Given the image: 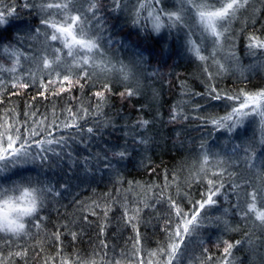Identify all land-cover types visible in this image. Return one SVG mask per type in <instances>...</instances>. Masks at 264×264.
Instances as JSON below:
<instances>
[{
  "label": "trees",
  "instance_id": "trees-1",
  "mask_svg": "<svg viewBox=\"0 0 264 264\" xmlns=\"http://www.w3.org/2000/svg\"><path fill=\"white\" fill-rule=\"evenodd\" d=\"M24 2L0 0V8L12 3L19 14V19L11 18L12 26L7 31H0V43L11 45L30 57L26 60L21 56L18 68V72L24 73L27 79L26 70L35 67L32 61L43 52L44 37L35 31L43 27L38 7L41 0H29L34 5L29 8L23 6ZM140 2L143 0H122L117 8L113 0H99L102 7L98 15L102 20L97 30L103 38V55L98 56V60L108 67L115 65V69L111 72L95 70V76L80 82L83 87L76 85L58 95L41 96L38 93L43 89L37 78L29 88L13 95L17 89L11 86L12 74L0 72V80L4 81L0 84V114L14 107L21 121L25 120L24 113L32 110L37 111L38 117L43 114L49 119L53 111L57 116L66 117L68 107L74 112L81 106L95 110V93L103 90L105 83L110 89L105 93L107 102L99 113L93 112L78 121L83 131L73 128L61 133L49 126L53 136L63 134L66 138V144L52 146L60 153L59 157L49 152L47 161L37 160L0 176V184L8 183L10 186L14 181L34 178L60 193L47 197L42 210L44 231L33 228L32 231L39 232V236L22 241L31 246L29 264H44V256L55 254L57 243L51 238V233L65 224L78 233L77 239L73 240L64 229L61 241L65 256L75 258L79 254L102 260L100 244L105 242L109 259L121 258L122 252L129 254L131 259L135 232L124 220L122 204L128 203L131 207L141 198L152 204L143 209L138 225L143 245L148 250L156 249L167 240L164 231L169 213L167 197L177 199L183 207L190 209V201L201 199V194L207 189L206 181L196 177L203 152L211 154L210 163L217 170L226 169L224 187L217 197L219 204L208 210L211 221L199 230L198 237L186 241L188 248L181 264H201L204 246L214 258L218 257L224 239L244 241L233 249L235 264H264V229L258 226L259 222L254 225L251 220H242L234 207L238 201L244 205L249 185L264 186V124L259 117L252 116L231 133L217 130L211 119L230 111L232 102L214 100L210 93L211 88H216L221 94L241 89H264V52L257 50L252 55L247 47L249 34L264 37V0H251L248 8L242 10L231 25L229 35L232 38L225 42L223 51L217 53V59L228 69L226 72L211 59L206 62L208 70L205 71V63L188 50L187 29L164 28L157 34L146 19V9L140 10L139 23H134ZM87 6V0H76V7L86 9ZM164 6L168 10H176L180 3L179 0H164ZM188 23L195 27L191 17ZM193 39H198V36H193ZM205 48L207 50L203 54L208 55L211 48L207 44ZM8 55L0 48V64L5 67L11 66ZM122 66L130 70L128 81H124L117 71ZM72 71L78 74L80 69L73 68ZM56 87L58 90L59 85ZM126 88L136 89L137 94L122 96ZM140 120L149 123L141 127L138 124ZM88 127L99 130L91 135L86 131ZM21 132H24L23 126ZM44 138L42 134L35 139ZM140 140L146 143H140ZM125 148L128 155L123 160L112 155L113 151ZM245 148L249 149L248 152L244 151ZM253 150L255 158L248 160ZM33 151L38 149L34 147ZM97 154L100 158H95ZM105 155L112 162L111 168L105 167L107 161L102 158ZM216 161L222 163L217 166ZM234 183L241 187L234 189ZM161 192L164 198L152 203ZM94 202L101 207L95 208L96 215H91L86 208ZM106 204L111 205L107 218L102 210ZM217 216L237 230H226L224 223L216 221ZM37 238L43 243V252L36 247ZM200 240L204 243L201 244ZM34 252H40V255L35 256ZM18 264H23V261Z\"/></svg>",
  "mask_w": 264,
  "mask_h": 264
},
{
  "label": "snow or ice",
  "instance_id": "snow-or-ice-1",
  "mask_svg": "<svg viewBox=\"0 0 264 264\" xmlns=\"http://www.w3.org/2000/svg\"><path fill=\"white\" fill-rule=\"evenodd\" d=\"M113 3L119 8L122 0H113ZM179 3L178 9L168 10L164 6V0H143L136 10L134 23H139L140 10L146 9V19L151 22L152 31L157 34L164 28L170 30L187 29L188 50L197 60L205 63V71L208 70L206 62L209 59L221 70L228 71L217 59V53L223 51L225 42L232 38L229 35L231 25L239 18L242 10L248 8L251 0H179ZM87 4V8L82 9L76 7V0H41L38 7L42 14L40 24L43 27L37 28L35 31L44 37L43 52L32 61L35 67H29L26 70L27 79H25L24 73L18 72V68L21 66V56H24L26 60L30 57L11 45L4 46L0 43L3 53L9 54L8 59L11 60L9 67L0 64V72L12 74L11 86L13 89H17L16 92L12 93L13 95H19V90L29 88L37 78H39L40 88L43 89L38 93L39 95H58L59 92L68 91L76 85L83 87L80 82L95 76L97 69L101 72H111L115 69V65L108 67L104 65L103 61L98 60V56L103 55L101 44L103 38L97 30L102 20V17L98 15L102 5L99 0H87ZM23 6L29 8L34 5L30 4L29 0H25ZM189 17L193 19L195 27L188 23ZM11 18L19 19V14L15 5L9 3L0 8V31H7L12 26ZM94 20L95 23H93ZM193 36H198V39H193ZM205 44L211 48L208 55L203 54L207 50ZM247 47L252 55H255L257 50L264 52V37L254 33L249 34ZM231 54L235 57L234 52ZM126 67L122 66L117 70L122 74L124 81H128L130 78V70H126ZM73 68L80 69L79 73H73ZM45 76L48 77L47 80L44 79ZM209 76L211 78L212 74L209 73ZM0 84H4V81L0 80ZM57 84L59 85L58 90ZM65 85L68 87L66 88ZM108 91L110 89L105 83L103 90L95 93L97 97L95 110L90 111L81 106L78 111L74 112L71 107H68L65 110L68 114L66 117L57 116L55 111H53L51 119L43 114L38 117L37 111L32 110L26 111L24 113L25 120L21 121L17 118L14 107L0 114V176L27 164H34L37 160L47 161L50 158L47 155L49 152L59 157L60 153L56 152L52 146L66 144V138L63 134L59 137L53 136L49 126L56 128L61 133L73 128L83 131L84 129L78 121L93 114V112L99 113L103 104L107 102L105 93ZM210 93L213 94L212 99L214 100L224 99L232 102L230 111L223 116L211 119L212 125L217 130H226L231 133L242 126L247 117L252 116L259 117L261 123L264 124V89L255 91L241 89L235 93L221 94L216 88H211ZM125 94L129 97L136 95V89L126 88L121 95L124 96ZM175 118L174 114L173 119ZM148 123L147 120L138 121L141 127H146ZM21 126L24 128L23 133ZM98 130L92 127L86 129L87 133L91 135H95ZM42 134L45 135L44 139H35ZM139 142L146 143L144 140ZM34 147L38 151H33ZM239 147L237 145V148ZM201 148H204L203 144H201ZM248 150V148L244 149L245 152ZM112 155L123 160L128 152L125 148L113 151ZM210 155L209 152L202 153L196 171V177L207 183V189L201 194V199L194 202L190 201L192 206L190 209H186L177 199L171 196L167 197L169 213L164 227L167 240L156 249L148 250L143 245V238L138 225L141 223L143 209L151 207L152 204L141 198L131 207L128 203L122 204L124 220L131 225L135 232L130 249L131 259L128 258L129 254L123 252L121 258L109 259L108 245L105 242L100 244L102 260L94 259L93 256H80L79 254H76L75 258L65 256L61 241L64 229L68 230L73 240H76L78 236L76 231L65 224L62 228L51 233V238L57 243V251L54 255L44 256V264H125V261L127 264H181L185 250L188 248L186 241L198 237L199 230L211 221L212 217L208 210L219 204L217 197L224 187L223 176L226 169L217 170V167L210 163ZM95 158H100L99 154ZM102 158L107 161L105 167L111 168L112 162L107 155ZM254 158L255 152L253 150L252 155L248 156L247 159L253 160ZM85 163H88L87 159ZM220 163L222 161H216L217 166ZM213 177H220L221 179L217 180ZM12 185L14 187L9 189L0 186V197H3L6 191L18 190L22 185H39V187H34L33 191L39 194L41 210L27 221L26 226L16 221L5 220L0 222V264H18L19 261H23V264H29V247L31 246H26L22 241L25 238L38 237L39 232L44 231L45 217L42 210L47 197L49 194L58 196L60 193L54 187L44 185L42 181H34L32 178L14 181ZM240 187L239 184H233L234 189ZM248 187L244 205L241 206L239 201L234 205L237 210L236 214L242 220H251L254 225L259 222L258 226L264 229V186L249 185ZM148 190L151 191V188ZM25 197L31 199L28 192H25ZM163 198L164 195L161 192L157 194V199L152 203ZM97 207H101V205L94 202L93 205H88L86 210L91 215H96L95 208ZM102 210L104 217L107 218L109 211H111V205H104ZM227 211L225 209V213ZM19 219L18 217L17 220ZM215 219L224 223L226 230H237L230 226L226 220H222L221 217L217 216ZM33 228L39 232L34 233ZM101 231H103V226ZM199 242L204 243L203 240ZM243 242L242 240H222V250L216 258L209 252L207 246H204L200 258L201 264H235L236 258L233 249ZM248 242L251 243V241ZM36 247L40 249V252L44 251L43 243L39 238H37ZM217 247H220V244ZM40 252H34V255L39 256ZM95 254L94 252L93 255Z\"/></svg>",
  "mask_w": 264,
  "mask_h": 264
},
{
  "label": "clouds",
  "instance_id": "clouds-1",
  "mask_svg": "<svg viewBox=\"0 0 264 264\" xmlns=\"http://www.w3.org/2000/svg\"><path fill=\"white\" fill-rule=\"evenodd\" d=\"M12 187L14 185L4 188ZM34 187L39 185H22L18 190L6 191L5 195L0 197V222L9 220L27 225V221L41 210V200L39 194L33 191ZM25 192L29 193L31 199L25 197ZM18 217L19 220H17Z\"/></svg>",
  "mask_w": 264,
  "mask_h": 264
},
{
  "label": "rangeland",
  "instance_id": "rangeland-1",
  "mask_svg": "<svg viewBox=\"0 0 264 264\" xmlns=\"http://www.w3.org/2000/svg\"><path fill=\"white\" fill-rule=\"evenodd\" d=\"M149 23H150V25H151V22H150V21H149ZM151 27H152V26H151ZM32 179L35 181V179H34V178H32ZM1 181H2V180H1V178H0V182H1ZM0 185H4V187H5V186H9V184H8V183H7V184H2V183H1Z\"/></svg>",
  "mask_w": 264,
  "mask_h": 264
}]
</instances>
